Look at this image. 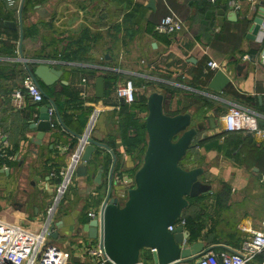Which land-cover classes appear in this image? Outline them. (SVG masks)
I'll return each mask as SVG.
<instances>
[{
  "label": "crops",
  "instance_id": "obj_1",
  "mask_svg": "<svg viewBox=\"0 0 264 264\" xmlns=\"http://www.w3.org/2000/svg\"><path fill=\"white\" fill-rule=\"evenodd\" d=\"M239 2L236 19L229 20L233 11L228 0H154L153 8L148 0H24L20 43L21 0L12 5L0 0V67L12 69L8 78L0 77V150L5 153L0 158V234L7 227L21 230L24 237L40 231L49 219L40 216L56 198L62 173L79 148L76 136L88 134L108 149L95 146L85 163L84 180L72 174L52 217L56 221L67 216L68 223L58 238L48 239L56 246L50 248L60 253L53 263L85 264L88 257L81 245L92 241L75 229L83 219L93 218L89 213H98L113 157L114 195L125 191L128 183L123 177H132L139 167L147 135L137 128L145 120L151 91L164 95L167 114L189 111L193 124L204 125L194 140L189 168L202 167L200 180L212 190L190 201L186 214L193 216V224L192 231L184 227L191 232L187 243L200 241L212 252L236 250L253 231H264V135L229 134L222 119L237 104L255 112L259 128H264V23L254 37H247L264 0ZM168 8L184 27L172 35L159 34L154 26ZM4 21L14 22L15 28L6 27ZM32 59L61 70L65 82L40 85L60 120L51 112V129L39 143L33 141L37 129L31 127L38 105L24 96L18 107L12 97L28 76L24 61ZM209 60L221 64L230 78L222 92L207 87L214 74L205 72ZM100 75L102 99L94 95ZM126 79L137 88V100L131 105L121 104L111 86L112 81ZM47 102L43 96L41 104ZM235 140L240 142L235 145ZM99 169V183H94L89 172ZM61 237L60 246L56 240ZM250 264H264V258L255 257Z\"/></svg>",
  "mask_w": 264,
  "mask_h": 264
},
{
  "label": "water",
  "instance_id": "obj_2",
  "mask_svg": "<svg viewBox=\"0 0 264 264\" xmlns=\"http://www.w3.org/2000/svg\"><path fill=\"white\" fill-rule=\"evenodd\" d=\"M24 0L18 10L20 25V43L22 38L21 11ZM154 0H148V7L153 8ZM222 12V11H221ZM228 17L235 20L233 12ZM264 22V4L261 3L248 27L247 37H254ZM6 27L15 28L12 21H4ZM24 61V60H23ZM29 63L31 65H29ZM28 75L33 79L48 100L41 104L33 102L36 107L31 127L37 129L33 139L39 143L45 131L51 129L50 112L59 119L54 102L43 93L40 85L51 86L61 80L62 71L50 66L44 60L32 59L24 61ZM241 65H237L239 70ZM230 82V78L222 69H217L210 77L207 87L215 92H222ZM94 95L98 99L104 97V76L95 80ZM123 104L122 99H119ZM261 100V97H259ZM147 114L144 120L147 135L146 147L142 161L132 177H123L128 183L125 187L126 198L120 201L118 195L112 194L116 180H113L115 157L108 176L105 198L100 205L99 216L77 227L76 233H86L89 239L96 240L99 248L109 260V264H142L141 251L153 248L149 254V262L144 264H178L194 262L203 253L212 247H204L200 241L187 243L190 233L183 226L173 225L182 216V211L188 207V199L211 192V185L200 180L204 169L193 167L185 169L179 162L187 151L195 146L194 140L199 131L204 129L203 123H192V114H167L164 112V95L152 91L146 99ZM211 127L215 126V119L209 118ZM79 146H83L80 153V163L75 167L74 173L84 180L88 174L86 162L95 146L108 147L95 141L88 134L77 135ZM3 171V169H0ZM102 169L98 172L90 171V178L99 183ZM117 194L119 191H115ZM69 218L49 221L50 237L56 239L66 226ZM67 222V223H66ZM146 257V256H145Z\"/></svg>",
  "mask_w": 264,
  "mask_h": 264
},
{
  "label": "built area",
  "instance_id": "obj_3",
  "mask_svg": "<svg viewBox=\"0 0 264 264\" xmlns=\"http://www.w3.org/2000/svg\"><path fill=\"white\" fill-rule=\"evenodd\" d=\"M209 1L214 2L215 0ZM13 2L14 0H7L9 5H12ZM228 6L233 12H238L241 8L239 0H229ZM183 27L182 19L172 9L168 8V13L155 24L154 30L159 34L172 35L180 32ZM221 67V64L209 60L206 62L205 72L207 70L215 72L217 69H222ZM136 89V85L132 79H126L122 82L118 81L112 86L114 95L118 99H122L123 103L127 105L136 102ZM24 96H28L34 102L38 103H42L43 100L41 90L29 75L22 81L21 87L12 93L16 106L21 107ZM49 112L51 114L52 109ZM93 119L94 115L90 121ZM222 119L226 132L259 133L264 135V128H259L257 124L256 113L245 106L234 104L222 116ZM82 149L83 146H79L77 152L72 157V162L67 171L62 173L63 178L57 188L58 194L47 209L49 219L40 231L34 235L24 237L21 230L14 227H7L0 234V264H52L54 261L59 260L60 253L58 250L50 248L51 245L48 243L51 232L49 221L52 220L59 199L68 187L72 174L80 159ZM4 156L5 153L3 150H0V158ZM99 211L97 214L91 212L89 216L93 218L99 216ZM177 225L185 227V219L179 218L168 229L171 230ZM147 250L150 254L153 248H148ZM85 253L90 264H109V260L99 248L97 241ZM260 253H263L264 258V231H253L249 238L243 239L240 242L236 250H221L219 252H212L210 250L201 254L192 264H250L253 257Z\"/></svg>",
  "mask_w": 264,
  "mask_h": 264
},
{
  "label": "trees",
  "instance_id": "obj_4",
  "mask_svg": "<svg viewBox=\"0 0 264 264\" xmlns=\"http://www.w3.org/2000/svg\"><path fill=\"white\" fill-rule=\"evenodd\" d=\"M218 0H215L214 2H211V3H216ZM229 1V0H228ZM210 2V1H209ZM250 52V54L251 53H253V52H251V51H249ZM12 74V69L11 68H9V67H5V66H2V67H0V77H2V78H8L10 75ZM115 82L116 81H112V84H111V86H113L114 84H115ZM152 92V91H151ZM109 92L108 91H106V94H105V96H107V97H109ZM164 108V107H163ZM165 112V111H164ZM166 113V112H165ZM138 130L139 129H141V130H144L145 129V127H144V121L143 122H141L140 123V125L138 126V128H137ZM227 133H229V134H232V133H239V132H227ZM138 135L140 136V133H138ZM240 142V140H235V145H237L238 143ZM195 147V146H194ZM194 147H192L191 149H189L188 151H187V153H186V155L181 159V161H183L184 159H188L189 158V155H190V153L192 152V149H194ZM140 153H141V155H143V153H144V149L142 150H140ZM143 157V156H142ZM142 161V160H141ZM141 161H140V164H141ZM181 161L179 162V164H180V166H181ZM188 161H189V159H188ZM200 167V166H199ZM195 198V197H194ZM194 198H187L188 199V207L187 208H185L183 211H182V216H181V218H184L185 219V227H187L188 229H190V231H192V224H193V216L192 215H187L186 214V212H187V210H188V208H189V206H190V201L191 200H193ZM88 222V220L87 219H83V221L82 222ZM84 222V223H85ZM191 233V232H190ZM255 257H258V258H260V260H262L263 259V253H260V254H257V255H255L253 258H255ZM186 263H191L192 264V262H186Z\"/></svg>",
  "mask_w": 264,
  "mask_h": 264
},
{
  "label": "rangeland",
  "instance_id": "obj_5",
  "mask_svg": "<svg viewBox=\"0 0 264 264\" xmlns=\"http://www.w3.org/2000/svg\"><path fill=\"white\" fill-rule=\"evenodd\" d=\"M137 124H138V122H137ZM139 125H140V124H139ZM181 166H182L183 168H185V169H189L190 165H189V161H188L187 158L184 159L183 161H181ZM118 195H119L121 201L125 200V198H126V194H125V192H121V191H119V192H118ZM204 195H207V193L204 194ZM197 197H198V196H197ZM61 201H62V200H61ZM64 201H65V199H63V201L59 204V206H62ZM46 216H47V213L45 212V213L41 214L40 218H41V219H45ZM84 237H86V236H84ZM63 239H64V238L61 237V238L57 239L56 242H58L59 245L61 246V243H62V240H63ZM89 240H91L92 242L89 243V244H85V243H83V244L81 245V247H82V251H83L85 257H86V253H85V251H86L90 246H93V245L95 244V240H93V239H89ZM56 242H55V243H56ZM50 245H51L52 247H56V246H53L52 244H50ZM51 246H50V247H51ZM67 250H69V249H67ZM145 256H146V257H145ZM148 257H149L148 250H147V249H143V250L141 251V257H140V258H144V259H142V260H144L145 262H149V258H148ZM84 263H85V264H86V263H87V264H90V261H89L88 259H86V260H84Z\"/></svg>",
  "mask_w": 264,
  "mask_h": 264
}]
</instances>
